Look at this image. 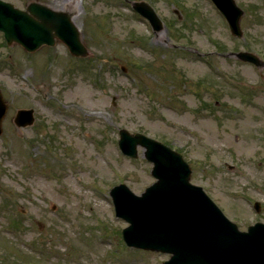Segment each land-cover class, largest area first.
<instances>
[{"label":"rangeland","instance_id":"1","mask_svg":"<svg viewBox=\"0 0 264 264\" xmlns=\"http://www.w3.org/2000/svg\"><path fill=\"white\" fill-rule=\"evenodd\" d=\"M39 1L78 15L89 53L75 56L59 39L29 52L0 30L9 106L0 264H163L169 254L122 239L128 222L115 213L111 187L125 182L140 194L156 178L143 147L137 157L120 150V128L181 152L191 181L241 229L264 221V66L231 54L264 60V0H236L242 37L211 0H147L165 23L157 32L134 0ZM21 108L34 109L32 125H16Z\"/></svg>","mask_w":264,"mask_h":264},{"label":"water","instance_id":"2","mask_svg":"<svg viewBox=\"0 0 264 264\" xmlns=\"http://www.w3.org/2000/svg\"><path fill=\"white\" fill-rule=\"evenodd\" d=\"M231 30L242 35L240 18L244 12L235 0H214ZM136 9L160 28L153 8L146 1H136ZM73 12L57 10L38 0L25 9L0 0V30L9 44L14 42L28 51L40 46L65 42L75 55H87L80 32L72 20ZM237 57L264 65L256 54L239 51ZM8 110L0 90V133ZM33 109H19L15 122L25 126L34 122ZM120 148L137 156L138 145L146 158L154 162L152 174L157 180L136 194L126 183L111 189L117 215L130 224L123 229L129 245L171 253L163 264H264V223L256 222L240 230L210 198L202 186L190 181L191 167L181 153L143 133L120 130ZM260 210V203H255Z\"/></svg>","mask_w":264,"mask_h":264},{"label":"bare ground","instance_id":"3","mask_svg":"<svg viewBox=\"0 0 264 264\" xmlns=\"http://www.w3.org/2000/svg\"><path fill=\"white\" fill-rule=\"evenodd\" d=\"M64 1H65V2H68V0H64ZM76 17H78V15H74L73 18L76 19ZM161 39H162V37H159L158 40H156V43H158V45H161ZM84 93H85V91H84ZM84 93H83V94H84Z\"/></svg>","mask_w":264,"mask_h":264}]
</instances>
